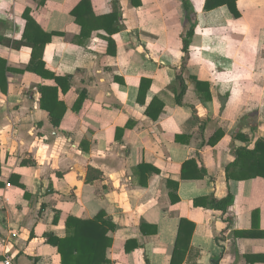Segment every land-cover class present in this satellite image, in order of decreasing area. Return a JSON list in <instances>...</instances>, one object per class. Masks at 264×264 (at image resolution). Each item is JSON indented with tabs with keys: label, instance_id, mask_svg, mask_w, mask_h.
<instances>
[{
	"label": "crops",
	"instance_id": "0c3cea01",
	"mask_svg": "<svg viewBox=\"0 0 264 264\" xmlns=\"http://www.w3.org/2000/svg\"><path fill=\"white\" fill-rule=\"evenodd\" d=\"M81 1L0 0V264H62L47 234L101 211L116 224L110 264H264V178L227 180L234 135L264 139V0H237L238 17L206 0H91L90 36ZM27 8L53 34L46 68L71 77L59 126L36 90L55 81L12 45Z\"/></svg>",
	"mask_w": 264,
	"mask_h": 264
},
{
	"label": "trees",
	"instance_id": "16d2710c",
	"mask_svg": "<svg viewBox=\"0 0 264 264\" xmlns=\"http://www.w3.org/2000/svg\"><path fill=\"white\" fill-rule=\"evenodd\" d=\"M39 5H44L46 0H35ZM228 6L235 17L239 16L237 10V0H206L205 10L210 11L220 6ZM84 6H91V0H82L73 10L72 14L76 18V22L82 27V33L91 34V11L80 14ZM184 7L187 11L188 18L192 16V7L188 1H184ZM26 20V27L21 41H13L14 48L29 46L32 48V58L27 67V70L40 75L45 79H52L55 85H40L37 91L40 94V106L47 110L50 114V120L55 126H59L67 111V105L59 99L60 90L67 93L71 86L70 76H57L53 71L46 68V63L43 59V53L46 45L52 38V33H48L42 29L38 22L31 15V8H27L23 14ZM106 24L104 26L108 31L113 33L115 28H111L110 24L118 20L116 14L104 16ZM88 31V32H87ZM194 33V24L191 30L187 32L184 38V51H189L191 37ZM6 68V61L0 59V84L5 88V80L3 70ZM150 84L146 78L142 79V85ZM201 85H207L202 84ZM86 98L85 91L81 92L75 104V110H79ZM150 113V111H147ZM154 117H157L154 115ZM253 130V129H251ZM223 134L217 133L216 139H219ZM234 139L241 140L244 144L236 146L233 149L235 159L227 167V180L241 181L253 179L256 177L264 178V139L251 136L246 132L239 131L234 135ZM254 141V144H253ZM253 145V147H251ZM23 163H26L23 161ZM191 162H187L183 166V172L186 166H190ZM90 174V173H89ZM88 179L93 180L96 177H101L100 172L96 175H90ZM186 175L183 173V177ZM235 200V195L229 192L228 196L217 200V206H222L224 209L232 205ZM106 212L101 211L95 217L90 219H81L75 216H70L66 222L67 235L63 238L53 234H47L49 243L57 247L61 256L62 264H110L107 257V250L113 243V237L109 235L111 231L116 229V224L112 219L106 218ZM171 264H180L176 260H172Z\"/></svg>",
	"mask_w": 264,
	"mask_h": 264
},
{
	"label": "built area",
	"instance_id": "2783aa9c",
	"mask_svg": "<svg viewBox=\"0 0 264 264\" xmlns=\"http://www.w3.org/2000/svg\"><path fill=\"white\" fill-rule=\"evenodd\" d=\"M16 234L14 233L13 236H15ZM5 264H11V260L10 258H7L4 262Z\"/></svg>",
	"mask_w": 264,
	"mask_h": 264
}]
</instances>
